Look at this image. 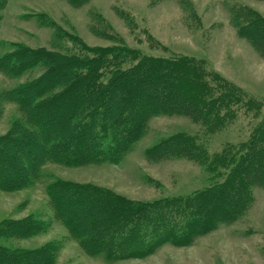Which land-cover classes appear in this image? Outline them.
<instances>
[{
	"label": "trees",
	"instance_id": "1",
	"mask_svg": "<svg viewBox=\"0 0 264 264\" xmlns=\"http://www.w3.org/2000/svg\"><path fill=\"white\" fill-rule=\"evenodd\" d=\"M84 1L68 0L72 5ZM6 2L0 0V10ZM36 19L51 24L46 16L37 14ZM233 21L236 33L264 57V15L239 8ZM72 40L80 52L11 44L0 54V70L9 77L43 68L38 77L0 93L21 113L0 135V190L30 184L47 161L117 162L149 118L181 115L199 123L200 133L169 134L146 154L201 164L210 180L204 188L135 201L90 183L54 179L45 191L55 218L86 253L106 260L141 258L165 243L188 245L196 236L238 220L252 204V189L264 191V100L249 96L204 59L146 54L119 41L88 47L77 37ZM241 110L259 119L247 136L210 149L207 137L229 129ZM47 226L33 214L3 219L0 240L29 238ZM58 249L56 240L31 248L0 242V264H56Z\"/></svg>",
	"mask_w": 264,
	"mask_h": 264
},
{
	"label": "rangeland",
	"instance_id": "2",
	"mask_svg": "<svg viewBox=\"0 0 264 264\" xmlns=\"http://www.w3.org/2000/svg\"><path fill=\"white\" fill-rule=\"evenodd\" d=\"M239 8L264 15V0H7L0 10V54L19 44L31 49L75 54L72 37L88 47L118 41L151 55L194 56L253 98L264 100V57L236 33L233 17ZM46 16L50 25L38 22ZM4 43H3V42ZM156 41V43H155ZM35 66L9 77L0 70V93L38 77ZM0 95V135L21 116L18 106ZM264 112V107L261 109ZM258 118L239 112L235 124L207 137L210 149L223 140L243 139ZM201 125L181 115L149 118L142 135L117 162L96 161L65 165L47 161L40 175L23 188L0 190V221L37 215L46 230L25 239L0 240L9 246L31 248L59 242L56 264H264V191L252 189L253 201L238 220L196 236L188 245L165 243L141 258L106 260L89 255L54 216L46 185L54 179L90 183L135 201L182 196L204 188L210 180L204 167L192 160H156L147 150L175 132L200 133ZM61 243V244H60Z\"/></svg>",
	"mask_w": 264,
	"mask_h": 264
}]
</instances>
